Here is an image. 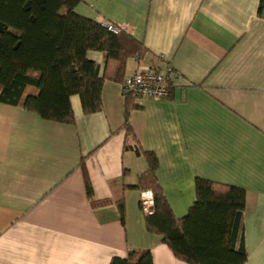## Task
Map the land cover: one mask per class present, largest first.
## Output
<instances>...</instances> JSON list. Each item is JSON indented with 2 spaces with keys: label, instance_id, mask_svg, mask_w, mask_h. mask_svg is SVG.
<instances>
[{
  "label": "crops",
  "instance_id": "crops-1",
  "mask_svg": "<svg viewBox=\"0 0 264 264\" xmlns=\"http://www.w3.org/2000/svg\"><path fill=\"white\" fill-rule=\"evenodd\" d=\"M260 0H85L75 12L127 26L144 49L119 63L89 51L105 75L102 109L71 97L73 123L0 102V264H110L149 250L153 264H188L148 232L136 188L158 159L157 181L176 216L196 180L246 191L245 264H264V5ZM62 14L65 10L61 11ZM180 74L169 97L132 100L121 83L140 65ZM85 166L93 188L87 194ZM147 190V189H146ZM125 204V222L118 204Z\"/></svg>",
  "mask_w": 264,
  "mask_h": 264
},
{
  "label": "trees",
  "instance_id": "trees-1",
  "mask_svg": "<svg viewBox=\"0 0 264 264\" xmlns=\"http://www.w3.org/2000/svg\"><path fill=\"white\" fill-rule=\"evenodd\" d=\"M85 0H0V102L21 106L43 119L73 123L71 97L78 95L83 111L102 109L106 76L88 59L89 51L105 54L107 64L141 55L143 46L122 32L115 35L99 22L81 16L76 7ZM260 10L264 0H260ZM65 10L62 14L61 11ZM125 128L129 125L132 98L126 97ZM134 101V100H133ZM148 170L136 188L152 191L154 210L145 218L148 232L162 237L175 257L188 264H245L244 214L246 191L198 178L196 200L188 214L178 219L157 181L158 159L154 152L140 151ZM89 198L93 188L85 159L81 162ZM125 222V204H118ZM110 264H153L149 250H129L126 258Z\"/></svg>",
  "mask_w": 264,
  "mask_h": 264
},
{
  "label": "built area",
  "instance_id": "built-area-1",
  "mask_svg": "<svg viewBox=\"0 0 264 264\" xmlns=\"http://www.w3.org/2000/svg\"><path fill=\"white\" fill-rule=\"evenodd\" d=\"M100 25L108 32L118 35L127 32V26L117 25L111 21L101 19ZM180 74L175 72L171 65L164 69L156 67L139 66L132 74L125 77L121 83L122 93L134 101L147 98L160 101L170 96L172 81L179 78ZM141 205L146 215H151L154 210V196L152 191L145 190L141 193Z\"/></svg>",
  "mask_w": 264,
  "mask_h": 264
}]
</instances>
